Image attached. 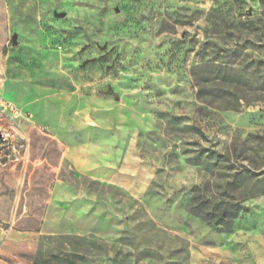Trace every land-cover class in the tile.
<instances>
[{
  "label": "rangeland",
  "instance_id": "obj_1",
  "mask_svg": "<svg viewBox=\"0 0 264 264\" xmlns=\"http://www.w3.org/2000/svg\"><path fill=\"white\" fill-rule=\"evenodd\" d=\"M0 94L23 115L0 112V264H264L261 237L233 250L185 210L212 168L239 166L218 153L264 134V0H0ZM117 139L141 197L62 157ZM60 184L81 204L51 205ZM237 218L262 222L264 195Z\"/></svg>",
  "mask_w": 264,
  "mask_h": 264
},
{
  "label": "trees",
  "instance_id": "obj_2",
  "mask_svg": "<svg viewBox=\"0 0 264 264\" xmlns=\"http://www.w3.org/2000/svg\"><path fill=\"white\" fill-rule=\"evenodd\" d=\"M214 89L220 90L223 88L214 87ZM202 91L204 89L201 86L197 92L199 97ZM220 95H216V99L225 101L224 104L222 102L221 108H237L235 102H227L225 95L222 93ZM235 101L237 103V99ZM249 139L254 141L255 145L247 146L246 140H244L240 151H237V147H233L231 152L226 150L216 156L215 165L218 158L228 160L231 154L236 165H239L237 169L234 168L232 174L226 175L218 172L219 166H214L215 168L210 170V177L193 186L190 197L185 204V210L189 214L219 232H230L232 230L233 223L242 211L243 203L247 199L264 195V134H249L247 140ZM244 161L248 163L244 164ZM30 264L84 263H79L74 257L50 255L35 258Z\"/></svg>",
  "mask_w": 264,
  "mask_h": 264
},
{
  "label": "crops",
  "instance_id": "obj_3",
  "mask_svg": "<svg viewBox=\"0 0 264 264\" xmlns=\"http://www.w3.org/2000/svg\"><path fill=\"white\" fill-rule=\"evenodd\" d=\"M62 157L70 161L79 172L116 185L133 197H141L149 182V179L142 182L141 158L136 149L126 144L125 140L117 139L109 142L89 140L83 143L67 144ZM131 162L133 167L129 166ZM74 197L75 194L69 187L57 185L53 191L51 205H59L60 210H66L69 201L81 204L82 201H77ZM263 223L264 220L247 222L237 218L232 230L222 233L220 239L224 241L225 246L229 245L231 249L236 250L245 246L250 248L249 244L254 243L256 237H261L263 240L261 249H264V232L261 229ZM251 248L254 247L251 245Z\"/></svg>",
  "mask_w": 264,
  "mask_h": 264
},
{
  "label": "built area",
  "instance_id": "obj_4",
  "mask_svg": "<svg viewBox=\"0 0 264 264\" xmlns=\"http://www.w3.org/2000/svg\"><path fill=\"white\" fill-rule=\"evenodd\" d=\"M0 112L5 114H10L14 117H22V112L18 110V108L12 104L9 100L4 98L2 94H0ZM27 116L26 114L24 115Z\"/></svg>",
  "mask_w": 264,
  "mask_h": 264
},
{
  "label": "water",
  "instance_id": "obj_5",
  "mask_svg": "<svg viewBox=\"0 0 264 264\" xmlns=\"http://www.w3.org/2000/svg\"><path fill=\"white\" fill-rule=\"evenodd\" d=\"M13 43H15V40L13 39ZM2 137H3V134H2V132L0 131V140L2 139Z\"/></svg>",
  "mask_w": 264,
  "mask_h": 264
}]
</instances>
